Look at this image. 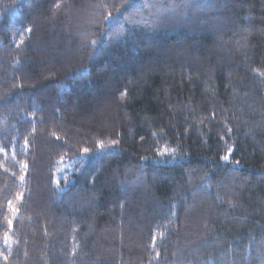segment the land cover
<instances>
[{
  "label": "trees",
  "instance_id": "16d2710c",
  "mask_svg": "<svg viewBox=\"0 0 264 264\" xmlns=\"http://www.w3.org/2000/svg\"><path fill=\"white\" fill-rule=\"evenodd\" d=\"M0 264H264V0H0Z\"/></svg>",
  "mask_w": 264,
  "mask_h": 264
}]
</instances>
